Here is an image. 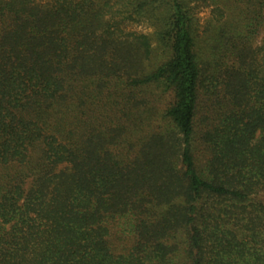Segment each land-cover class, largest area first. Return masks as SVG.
Segmentation results:
<instances>
[{"label": "trees", "instance_id": "trees-1", "mask_svg": "<svg viewBox=\"0 0 264 264\" xmlns=\"http://www.w3.org/2000/svg\"><path fill=\"white\" fill-rule=\"evenodd\" d=\"M192 11L0 0V264H264V0Z\"/></svg>", "mask_w": 264, "mask_h": 264}, {"label": "rangeland", "instance_id": "rangeland-1", "mask_svg": "<svg viewBox=\"0 0 264 264\" xmlns=\"http://www.w3.org/2000/svg\"><path fill=\"white\" fill-rule=\"evenodd\" d=\"M185 4L193 8L192 11V23L191 30L192 35L196 39L201 46V48L206 46V50L210 47L214 42V34L216 32V27L213 23H211V9L212 3L214 0H183ZM204 1H206L204 3ZM166 10L160 5L154 11L150 8L145 9L144 11V19H140L136 23H130L128 25V30L138 33L144 34L150 37L151 45H152V64H160L163 62L166 56V40L162 39L157 33V30L160 29V23L166 17ZM160 25V26H159ZM264 38V26L257 31V33L252 36V45L253 47H257L260 45L261 40ZM209 52L202 51L200 56L203 55V59L206 57L205 54ZM154 89V88H153ZM155 97L160 98L158 101V106H163L168 103L169 98L167 94L163 92L160 88L154 89L153 91ZM157 106V107H158ZM159 107V108H160Z\"/></svg>", "mask_w": 264, "mask_h": 264}]
</instances>
